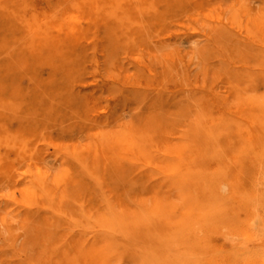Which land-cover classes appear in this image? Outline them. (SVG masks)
<instances>
[{"label":"rangeland","instance_id":"374dc122","mask_svg":"<svg viewBox=\"0 0 264 264\" xmlns=\"http://www.w3.org/2000/svg\"><path fill=\"white\" fill-rule=\"evenodd\" d=\"M112 1L0 0V264H264V0Z\"/></svg>","mask_w":264,"mask_h":264},{"label":"bare ground","instance_id":"6f19581e","mask_svg":"<svg viewBox=\"0 0 264 264\" xmlns=\"http://www.w3.org/2000/svg\"><path fill=\"white\" fill-rule=\"evenodd\" d=\"M97 1V0H96ZM114 3V0L112 1ZM98 4H96V6L94 5V7H97ZM101 7V6H100ZM108 7V6H107ZM106 5H104L103 7H101L102 11L106 10L107 9ZM68 20V19H67ZM63 22V21H62ZM61 23V22H60ZM65 23V22H64ZM33 24L34 26L32 28H34V32H39L40 34H44L46 33L47 29V25L44 26L43 23H40L38 22L37 20H33ZM36 26V27H35ZM52 27L53 26H58L60 28H68L69 30V33L71 34H75L77 32L76 30V27L74 26H65V25H51ZM30 29V28H29ZM198 59V58H197ZM252 99V98H251ZM250 101V100H249ZM107 104V103H106ZM101 111V110H100ZM176 126V125H175ZM175 126H172L171 125H165L163 124L162 122H153L152 125H151V128L148 129V131L144 132L143 134H136L135 131H131L129 132L127 135L125 136H122L120 137V140L119 143H125L127 144V147L128 148H132L135 146V149L138 153H141V151H143L144 149V145L146 146H149V152H150V161H151V164L153 163L154 167L156 170H162L164 171L166 174H170V175H173L175 177V179L173 180V183L175 185H179V183H181L183 181V178H182V175L184 174V172H187L185 169L187 167V159H186V154H187V149H188V145H189V141L186 142V140L184 141V139H186V137L188 136V133L185 132V134L182 133V130L180 128H177ZM213 131V130H212ZM176 133H179L178 137L175 138L174 136L176 135ZM252 134V133H251ZM99 137V135H98ZM102 137V136H101ZM190 137V136H189ZM103 138V137H102ZM135 138H136V141H135ZM188 139V137H187ZM135 144V145H134ZM24 147V146H23ZM94 151V150H93ZM130 151V150H128ZM126 152V151H125ZM144 154V153H143ZM139 156V155H138ZM233 158V157H231ZM103 163V162H102ZM145 165V164H144ZM148 165V164H147ZM146 166V165H145ZM153 167V166H152ZM163 172V173H164ZM191 174V173H190ZM92 178H94L92 176ZM98 179V178H97ZM169 184V183H168ZM27 187V186H26ZM257 200V199H256ZM258 203V202H257ZM260 204V203H259ZM258 204V206H259ZM102 208V207H101ZM103 209V208H102ZM257 209V208H256ZM263 213V212H262ZM264 215V214H263ZM152 216V215H151ZM106 217V216H105ZM256 218V217H255ZM90 219V218H89ZM46 220V219H45ZM105 221V220H103ZM259 221V220H258ZM53 223V222H52ZM74 223V222H73ZM252 223V222H251ZM260 223V222H259ZM256 225V224H255ZM259 225V224H258ZM252 226V224H251ZM101 227V226H100ZM255 227V226H254ZM258 227V226H257ZM260 227V226H259ZM264 228V227H263ZM69 229V228H68ZM97 229V228H96ZM224 230V229H223ZM264 231V230H263ZM258 231H256L257 233ZM260 232V231H259ZM258 232V233H259ZM202 233V232H201ZM246 233V232H244ZM251 234V233H250ZM261 234V233H260ZM247 234H245L246 236ZM249 235V234H248ZM247 235V236H248ZM252 235V234H251ZM250 235V236H251ZM214 236H216L214 234ZM250 236H248L247 238H249ZM261 235H259L258 238H260ZM253 237V235H252ZM251 237V238H252ZM263 237V236H262ZM85 238V237H83ZM101 238V237H100ZM235 238V237H234ZM246 238V237H245ZM264 238V237H263ZM177 240V239H176ZM237 240V239H236ZM248 240L246 241L247 244L248 243ZM256 240V239H255ZM261 240H263L261 238ZM257 241V240H256ZM259 241V239H258ZM100 242H102V239H96L93 241V243L90 245V247L85 250L84 246L82 248H78L79 251L77 252H81V256H83L86 260H88L89 262H95L97 260H99L100 258H102V247L98 246L97 244ZM251 242V241H249ZM253 242V241H252ZM264 243V242H263ZM241 244V243H240ZM236 245V244H235ZM255 245V243H254ZM258 246V244H256ZM255 245V247H256ZM261 245V244H260ZM168 246V245H167ZM239 246V245H237ZM244 246V245H243ZM242 246V248H243ZM249 246V245H247ZM253 246V244H252ZM262 246V245H261ZM264 246V245H263ZM262 246V247H263ZM257 249L260 248L259 247H256ZM241 249V248H240ZM245 249V248H243ZM264 249V248H263ZM235 250V249H234ZM254 250V249H253ZM261 250V249H260ZM246 251L248 250H245V252L243 253L244 255H246ZM217 252V251H216ZM234 252V251H233ZM254 252H256L254 250ZM252 252V253H254ZM261 252V251H260ZM263 252V251H262ZM236 254V253H235ZM234 254V255H235ZM239 254V253H237ZM251 255V253H249ZM257 254V253H255ZM61 255V254H60ZM263 255V254H261ZM216 256V255H215ZM239 256V255H238ZM244 257L243 255L240 254L239 257L237 256H230L231 258H235V260H239L237 258H240V257ZM249 256V255H248ZM245 257V258H248ZM260 256V255H258ZM264 256V255H263ZM82 257V258H83ZM228 257V256H226ZM229 257V258H230ZM237 257V258H236ZM241 257V258H242ZM250 257V256H249ZM254 257H257V256H254ZM222 258H225V257H222ZM241 258H240V261H241ZM262 258V257H261ZM260 258V259H261ZM216 259H219L217 257H215V261ZM221 259V258H220ZM250 259V258H249ZM247 259V260H249ZM255 259V258H254ZM259 259V261H260ZM228 260V259H227ZM231 260V259H230ZM229 260V261H230ZM244 260V263H247V264H254V262L257 263V258L255 260H251L253 263H251V261H247L246 259H243L242 258V261ZM264 260V259H263ZM262 260V261H263ZM214 261V263H215ZM219 261V260H218ZM226 261V260H225ZM224 261V262H225ZM246 261V262H245ZM212 262V261H211ZM217 262V261H216ZM239 262V261H238ZM16 263V262H15ZM206 264L208 262H205ZM228 262H226L227 264ZM234 263V262H232ZM231 263V264H232ZM243 263V264H244ZM260 262H258L257 264H259ZM264 263V261H263ZM84 264V263H83ZM211 264V263H210ZM215 264H219L218 263H215ZM221 264V263H220ZM225 264V263H224ZM235 264V263H234ZM241 264V263H240Z\"/></svg>","mask_w":264,"mask_h":264}]
</instances>
